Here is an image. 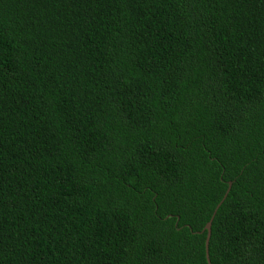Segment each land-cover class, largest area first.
<instances>
[{
    "label": "trees",
    "instance_id": "1",
    "mask_svg": "<svg viewBox=\"0 0 264 264\" xmlns=\"http://www.w3.org/2000/svg\"><path fill=\"white\" fill-rule=\"evenodd\" d=\"M208 220L264 264V0H0V264H207Z\"/></svg>",
    "mask_w": 264,
    "mask_h": 264
},
{
    "label": "water",
    "instance_id": "2",
    "mask_svg": "<svg viewBox=\"0 0 264 264\" xmlns=\"http://www.w3.org/2000/svg\"><path fill=\"white\" fill-rule=\"evenodd\" d=\"M229 186H230V182H228L227 184V188L225 189V192L222 196V198H224L225 194L227 193L228 189H229ZM218 205V204H217ZM216 205V206H217ZM213 214V213H212ZM203 229L206 230V235H205V240H204V250H205V258L207 260V264H209V261L207 259V241H208V238H209V231H210V220H208L205 224H204V227Z\"/></svg>",
    "mask_w": 264,
    "mask_h": 264
}]
</instances>
